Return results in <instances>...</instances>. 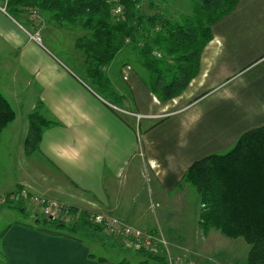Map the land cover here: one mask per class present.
<instances>
[{
  "label": "crops",
  "instance_id": "1",
  "mask_svg": "<svg viewBox=\"0 0 264 264\" xmlns=\"http://www.w3.org/2000/svg\"><path fill=\"white\" fill-rule=\"evenodd\" d=\"M156 6L151 2L143 11L141 2L139 9L172 20L155 12ZM0 16L23 34L1 10ZM6 33V27L0 28L3 42H9ZM212 35L197 73L169 100L151 90L141 53L138 69L130 63L116 65L122 55L133 54L124 49L104 68L113 93L120 95L111 100L96 90L88 65L70 69L43 54L38 63L26 45L40 48L36 43L24 40L18 48L9 42L7 46L21 52L23 69L36 79L40 106L34 109L50 125L31 155L25 152V141L32 108L22 120L16 113L3 130L0 154L8 151L17 172L14 182L0 175V191L25 190L64 209L118 218L175 249H186L167 236L161 218L179 210L188 188L187 170L207 156L229 151L244 133L264 126V0H240L212 26ZM129 45L141 52L140 45ZM75 54L74 62L89 64L85 53ZM162 55L154 53L156 59ZM26 209L19 212L35 216L33 222L16 221L3 228L0 264H117L123 259L96 257L82 235L41 230L37 209L28 202ZM103 243L119 247L111 239Z\"/></svg>",
  "mask_w": 264,
  "mask_h": 264
},
{
  "label": "trees",
  "instance_id": "2",
  "mask_svg": "<svg viewBox=\"0 0 264 264\" xmlns=\"http://www.w3.org/2000/svg\"><path fill=\"white\" fill-rule=\"evenodd\" d=\"M143 1L8 0V4L18 11L28 7L57 11L54 19L69 23L76 48L85 53L91 77L98 81H108L103 70L125 47L140 45L151 90L162 100H169L181 94L197 73L200 55L213 38L212 26L231 13L240 0H194L192 13L181 21L141 14L139 5ZM116 5L124 7L123 16L113 14ZM154 53L163 55L156 59ZM15 118L11 103L0 92V140L3 130ZM49 125L38 112L30 115L26 154L31 155L38 149L43 129ZM184 181L199 193L201 231L207 234L216 230L230 239L243 238L251 246L247 264H264V126L244 133L229 151L193 163ZM8 206L22 212L27 210L26 201L20 196L17 200L9 199ZM63 213L77 216L76 220H52L37 214L36 222L39 224L41 216L45 223L40 224L41 230L68 237L86 230L104 232L88 213L73 209H65ZM147 235L158 238L154 233ZM106 236L119 248L127 247L126 238L114 239L107 233ZM155 249L157 252L138 246L136 251L144 260L135 263L123 258L117 264H168L172 259L171 245L165 247L158 238Z\"/></svg>",
  "mask_w": 264,
  "mask_h": 264
},
{
  "label": "rangeland",
  "instance_id": "3",
  "mask_svg": "<svg viewBox=\"0 0 264 264\" xmlns=\"http://www.w3.org/2000/svg\"><path fill=\"white\" fill-rule=\"evenodd\" d=\"M5 2L6 0H2L4 9L1 8V12L13 25L23 32V34H20L15 28L8 27L6 20L0 16V28L5 30L6 27V38L14 46L21 48L24 40L36 43L40 48L34 46L32 42L26 45L28 51L34 52L32 54L38 58V63L41 61V54H43V56L53 58L58 65L69 67L70 69L71 67L79 68L80 66L88 65L82 64L77 60L74 62L72 59L74 57L73 53H76L75 56H78V53L82 52L77 51L74 47L75 41L71 38V26H69V23L59 22L54 19L57 11L37 7H28L18 11L12 5L10 6L8 4V0L7 3ZM151 2L157 5L155 12L168 15L172 20L178 21L183 20L192 13V6L194 4V0H144L143 11L148 10ZM32 11L38 12L35 18H33ZM34 36L39 37L40 40H35L33 38ZM9 42L7 40L4 42L0 40V92L9 100L13 109L18 114L19 120H22L30 108L33 109L32 113L38 111L34 107L40 106L38 101L39 87L35 77L31 76L29 71L23 69L21 52L7 46ZM41 51L44 53H41ZM124 53L133 54L122 55L116 65L130 63V65L138 69L136 62L140 52H137L134 46H127L124 48ZM92 80L94 83H98L96 90L103 96L105 95L111 100L120 96L118 93H113L112 86L108 81H98L96 77H92ZM8 154V151L0 154V175H4L5 178L14 182L17 172V162H10ZM146 189H148L147 184ZM19 192L5 195L3 194L4 192L0 191V256L2 255L1 234L3 228L16 221H27L31 223L35 219V216L28 215L27 213L23 214L19 210L6 205L9 203V199L17 200ZM25 201L37 209V214L41 213L42 216H45L41 212L43 208L34 205L29 198H26ZM200 213L201 201L199 193L195 187L188 184V188L184 191V199L181 202L179 210H176L175 214L171 216L167 217L166 215L161 218V223L168 232L167 236L180 240L182 244L187 246L186 249H175L171 247L170 258L172 259H169L168 264H176L178 259L193 264H247L251 246L243 238L230 239L216 230H211V233L209 231L205 234L199 227ZM63 216L67 217L63 218L67 219V221L73 222L76 220V217H71V214H64ZM118 220L123 225L140 231L144 235L142 246L148 247L150 245L148 243L150 239L147 236L148 232L128 225L120 219ZM39 224L45 225L41 216ZM81 235L84 241L91 245L96 257L113 261H119L124 258L135 263L144 260L142 255L137 253L134 244L125 248L114 247L108 244L103 245V241L107 242L111 238L104 235V233H96L89 230L83 231L81 234H72L71 236L78 237ZM125 244L127 246L128 242H125ZM166 244L169 245V242L166 241ZM126 248H129L130 252L125 251ZM149 264L155 263L149 262Z\"/></svg>",
  "mask_w": 264,
  "mask_h": 264
},
{
  "label": "built area",
  "instance_id": "4",
  "mask_svg": "<svg viewBox=\"0 0 264 264\" xmlns=\"http://www.w3.org/2000/svg\"><path fill=\"white\" fill-rule=\"evenodd\" d=\"M70 1H75V0H70ZM112 12L115 16L121 17L124 14V7L121 5H116L112 9ZM37 14L38 12L32 11L33 18H35V15ZM33 38L37 41L40 40V38L36 36H34ZM18 196L25 198V199L29 198V200L32 203H34V205H37L43 208L41 210V212H43L42 214H44L48 218H51L52 220L63 219V217H65L63 216L64 215L63 210L65 209L63 208V206L59 205L57 202L50 201L42 197L30 195L25 190L20 191ZM94 223L102 226L104 228L103 229L104 232L107 233L111 237H114V238L121 237L123 239L126 238L129 244V245L127 244V247L130 246L131 244H134L136 247L142 246V240H143L144 235L140 231L134 230L130 227L123 225L116 218H109L106 216L98 215L94 217ZM147 236L150 238L148 242L150 245L148 247L147 246H142V247H146L147 249L149 248V250L157 252V249H155V246H156V242L158 238H154L151 235L150 236L147 235ZM129 238L134 239V241L136 242L135 243L132 242ZM161 243L165 247L167 246L165 241H161ZM176 264H193V263H186L178 259Z\"/></svg>",
  "mask_w": 264,
  "mask_h": 264
}]
</instances>
